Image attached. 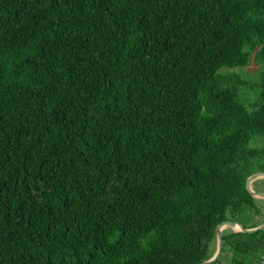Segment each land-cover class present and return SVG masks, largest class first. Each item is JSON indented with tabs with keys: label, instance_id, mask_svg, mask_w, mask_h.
<instances>
[{
	"label": "trees",
	"instance_id": "1",
	"mask_svg": "<svg viewBox=\"0 0 264 264\" xmlns=\"http://www.w3.org/2000/svg\"><path fill=\"white\" fill-rule=\"evenodd\" d=\"M252 60L264 0H0V264L212 258L259 213ZM222 241L212 264H259L264 230Z\"/></svg>",
	"mask_w": 264,
	"mask_h": 264
},
{
	"label": "rangeland",
	"instance_id": "2",
	"mask_svg": "<svg viewBox=\"0 0 264 264\" xmlns=\"http://www.w3.org/2000/svg\"><path fill=\"white\" fill-rule=\"evenodd\" d=\"M262 70H264V61L261 62L252 60L248 67L242 70H236V72L240 74L243 80L252 82L258 77ZM252 94L253 93L250 92L248 96H252ZM258 180V183L255 182L253 186H251L252 190L254 189L255 192L264 193V178ZM255 205L257 206L259 213L255 212L254 209H245L242 213L236 216L235 221L237 224L243 227H252L264 221V208L262 200H256ZM227 229L234 232V230H231L230 228H224L223 231H227Z\"/></svg>",
	"mask_w": 264,
	"mask_h": 264
},
{
	"label": "water",
	"instance_id": "3",
	"mask_svg": "<svg viewBox=\"0 0 264 264\" xmlns=\"http://www.w3.org/2000/svg\"><path fill=\"white\" fill-rule=\"evenodd\" d=\"M263 177H264V173H254L245 182L246 191L255 199H264V193L255 192L254 190H252L251 184L258 179H262ZM234 226H238L240 229L239 231H234V233L252 234L256 231H263L264 230V224H262L256 228L245 229L235 222H231V221L222 222L221 224H219L216 227V231H215V233H216V251H215L214 255L212 256V258H210L208 261H205L201 264H212L220 257V255L222 253V247H223L222 232H223L224 228H230L231 230H233Z\"/></svg>",
	"mask_w": 264,
	"mask_h": 264
},
{
	"label": "crops",
	"instance_id": "4",
	"mask_svg": "<svg viewBox=\"0 0 264 264\" xmlns=\"http://www.w3.org/2000/svg\"><path fill=\"white\" fill-rule=\"evenodd\" d=\"M258 181H259V180L254 181V182L251 184V186H253V184H254L255 182L258 183ZM253 190H254V189H253ZM256 200H258V199H256ZM259 200H262V202H263V208H264V199H259ZM262 224H264V221L260 222V223H259L258 225H256V226L258 227V226H260V225H262ZM253 227H255V226L247 227V228L252 229Z\"/></svg>",
	"mask_w": 264,
	"mask_h": 264
},
{
	"label": "built area",
	"instance_id": "5",
	"mask_svg": "<svg viewBox=\"0 0 264 264\" xmlns=\"http://www.w3.org/2000/svg\"><path fill=\"white\" fill-rule=\"evenodd\" d=\"M259 264H264V251L260 256Z\"/></svg>",
	"mask_w": 264,
	"mask_h": 264
},
{
	"label": "bare ground",
	"instance_id": "6",
	"mask_svg": "<svg viewBox=\"0 0 264 264\" xmlns=\"http://www.w3.org/2000/svg\"><path fill=\"white\" fill-rule=\"evenodd\" d=\"M263 178H264V177H263ZM233 230H234V231H239L240 229H239L238 226H234Z\"/></svg>",
	"mask_w": 264,
	"mask_h": 264
}]
</instances>
